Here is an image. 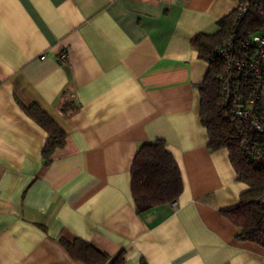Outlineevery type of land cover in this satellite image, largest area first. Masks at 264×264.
<instances>
[{"label":"crops","instance_id":"crops-1","mask_svg":"<svg viewBox=\"0 0 264 264\" xmlns=\"http://www.w3.org/2000/svg\"><path fill=\"white\" fill-rule=\"evenodd\" d=\"M238 0H0V264H85L76 238L126 264H264L223 214L248 185L199 117L208 64L191 39ZM67 53L61 63L57 56ZM77 108L64 114L60 105ZM38 106L65 133L46 163ZM162 139L178 198L138 213L130 170ZM108 264V263H105Z\"/></svg>","mask_w":264,"mask_h":264},{"label":"trees","instance_id":"trees-1","mask_svg":"<svg viewBox=\"0 0 264 264\" xmlns=\"http://www.w3.org/2000/svg\"><path fill=\"white\" fill-rule=\"evenodd\" d=\"M243 5L246 9L240 15ZM216 24V32L198 33L191 39L199 58L208 64L199 85V117L208 133L209 149H226L237 179L248 185L240 193L237 206L223 210L222 214L238 227L237 239L253 241L264 247V207L258 202V197L264 192V168L243 153L237 128L260 145H264V132H257L249 121L234 114L237 108L247 104L250 83L246 72H231L229 79L233 86L239 88V96L230 97L225 106L222 104L221 77L226 66L217 53L219 46L232 34L233 51L237 58L250 59L255 55L252 37L264 28V0H238V6L220 17ZM22 107L48 134L42 149V157L48 163L54 150L64 146L65 133L38 106ZM76 108L72 101L60 105L66 115ZM182 189L179 167L166 149L164 140L140 144L130 170V190L136 211L140 213L156 205L174 202ZM60 241L76 261L85 264H126L122 251L111 257L94 244L79 238L71 242Z\"/></svg>","mask_w":264,"mask_h":264},{"label":"built area","instance_id":"built-area-1","mask_svg":"<svg viewBox=\"0 0 264 264\" xmlns=\"http://www.w3.org/2000/svg\"><path fill=\"white\" fill-rule=\"evenodd\" d=\"M246 5L240 7V15L245 11ZM255 46V55L250 59H240L234 55L233 35L230 34L217 49L219 58L225 62V74L222 78V104L227 105L230 97L239 96V88L233 86L229 79L231 72H246L249 76V93L247 104L234 111L235 116L249 121L259 133L264 132V28L252 37ZM57 59L63 63L67 61V53L61 52ZM237 136L243 153L264 168V145L253 141L240 128ZM259 204L264 207V192L258 197Z\"/></svg>","mask_w":264,"mask_h":264}]
</instances>
